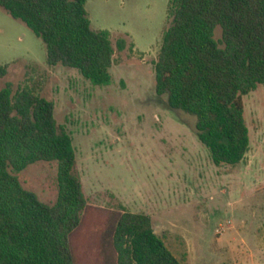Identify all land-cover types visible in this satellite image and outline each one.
I'll return each mask as SVG.
<instances>
[{
    "label": "rangeland",
    "instance_id": "374dc122",
    "mask_svg": "<svg viewBox=\"0 0 264 264\" xmlns=\"http://www.w3.org/2000/svg\"><path fill=\"white\" fill-rule=\"evenodd\" d=\"M171 1L86 3L92 27L108 31L116 51L108 86L76 69L50 67L42 39L0 7V66H8L0 90L11 82L54 102L58 123L73 138L89 205L72 236L74 249L87 254L79 264H116L112 229L123 210L151 216L183 264H264V86L244 96L251 139L245 160L215 165L198 138L197 117L156 93ZM58 172V162L41 161L14 174L54 204Z\"/></svg>",
    "mask_w": 264,
    "mask_h": 264
},
{
    "label": "trees",
    "instance_id": "16d2710c",
    "mask_svg": "<svg viewBox=\"0 0 264 264\" xmlns=\"http://www.w3.org/2000/svg\"><path fill=\"white\" fill-rule=\"evenodd\" d=\"M90 0H0L45 43L50 67L78 70L108 86L115 48L86 10ZM171 24L155 63L156 93L197 117L200 142L217 166L242 163L250 151L244 96L264 86V0H172ZM221 28V38L216 31ZM125 39L118 47L124 50ZM8 66H0V77ZM54 102L9 82L0 90V264H79L72 243L88 210L76 174L72 136ZM59 164V195L47 204L14 174L37 162ZM116 264H183L154 230L151 216L123 210L113 227Z\"/></svg>",
    "mask_w": 264,
    "mask_h": 264
}]
</instances>
